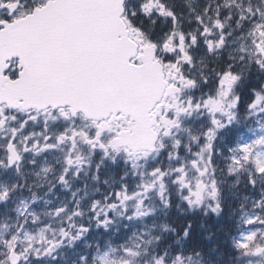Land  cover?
Returning a JSON list of instances; mask_svg holds the SVG:
<instances>
[{
	"label": "snow or ice",
	"instance_id": "snow-or-ice-1",
	"mask_svg": "<svg viewBox=\"0 0 264 264\" xmlns=\"http://www.w3.org/2000/svg\"><path fill=\"white\" fill-rule=\"evenodd\" d=\"M0 264H264V0H0Z\"/></svg>",
	"mask_w": 264,
	"mask_h": 264
}]
</instances>
